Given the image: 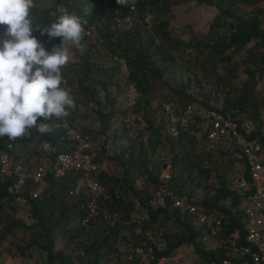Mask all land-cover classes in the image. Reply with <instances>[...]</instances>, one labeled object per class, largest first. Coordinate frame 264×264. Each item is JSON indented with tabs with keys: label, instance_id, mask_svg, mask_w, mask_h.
Instances as JSON below:
<instances>
[{
	"label": "trees",
	"instance_id": "16d2710c",
	"mask_svg": "<svg viewBox=\"0 0 264 264\" xmlns=\"http://www.w3.org/2000/svg\"><path fill=\"white\" fill-rule=\"evenodd\" d=\"M45 2V4L39 5V0H34V7L30 13L33 19V27L54 22L56 16L64 10L69 13H75L84 22L85 34L81 41V55L78 57L79 62L74 70L72 65H69V68L72 69L73 77L68 81V84L75 82V90L82 97H88L91 100L94 94L93 86L102 91V103L93 101L97 105L94 111L97 121L96 133L103 137L102 148H105V145L109 146V137L106 136V133L110 124L120 118L122 122V117L126 113V103L124 107H120L116 99L110 95L108 91L109 78L97 77L92 73V67L95 63L93 60L97 51L94 45L87 43L88 36L96 31L98 33L95 40L96 46L98 44L102 54L107 55L111 62L114 60L115 63L121 61L126 64L128 70L126 79L136 92L140 94V98L135 99L130 111L133 114L141 112V115L146 117V107L150 104L147 96L151 94V85L154 80L163 82L164 75L167 71H170L171 66L167 64V57L164 58L163 54H161L162 51L155 45L152 35L145 30L142 19L150 10L151 13L152 11L154 12V16L161 17L170 5H178L185 2H194L200 6L214 8L218 14L217 22H220L219 27L225 29V34L222 37H217L211 44L193 40L190 41V44L199 50L198 54L201 56H203V51L206 54H212L213 63L222 64L225 72L230 74L231 77L233 69L237 68L232 66L233 59L235 56L242 55L238 59V63L243 64V72L246 74L247 80L242 83L241 90L235 97L231 98L228 92H223L219 109L213 105V98L208 100V102H204L202 99L193 98L189 93L177 91L181 96L178 102L183 104L181 112L187 105L203 106L221 113H228L232 119L237 120L235 113H245L251 109L250 118L254 121L258 119L256 103L253 102L254 98L251 93V83H253L255 74L259 75V78L264 76V33L260 30L256 18L242 19L239 16H235L228 7L224 6V0H135L122 6L118 5L116 0H45ZM239 2L245 3V5L250 7H256L257 4L264 2V0H239ZM127 24L130 25L129 28H125ZM166 25V21L158 22L155 27V34L167 39L165 33ZM4 31L5 27L0 26V38H3ZM33 35L40 38V43L48 51L61 45L60 38L49 40L46 35L41 36L39 31L34 32ZM248 45L249 47H247ZM204 58H206V55H204ZM155 63H159L160 66ZM250 67L253 68L250 69ZM87 80L93 82V86L83 87V83L87 82ZM215 82H218L221 90H223L222 79L218 78ZM175 103L167 101L165 104L171 108V113L178 117L181 112H179L177 105L172 107ZM67 112V121L70 124L69 117H75L78 114V110L74 109L72 113ZM162 116L161 122L155 127L146 122L150 131L147 145L141 146L136 151L134 149L135 144H131L121 153H114L111 156V160L121 169L120 178H114L105 171H98L95 174L107 197L106 200L101 202V206L108 212H113L117 215L118 221L116 223L111 224L99 216L92 218L86 227L75 225L77 219L85 216L83 204L86 196L84 191L77 186L79 175L68 174L60 179L48 177L46 179V188L36 199H31L29 196L34 187L31 181L27 180L21 196L27 205L26 211L31 223L24 225L16 221H4L0 224V235L9 234L13 229L27 232L30 236L29 241L23 244L21 248H15L17 255L22 256L25 251L30 249L36 250L42 256L41 260L45 259L47 264H71L69 255L53 252L55 237L59 240H64L65 243H74L81 248L80 257L84 256L88 260L87 264H107L110 260L124 253L123 247H127L134 242V238L131 235V227L127 225L130 217H125L124 215L132 211L137 213L140 210H145L148 219L142 224L143 230L159 233L165 240L169 251L185 245L191 246L195 255L207 261H217L225 258V250L219 244L212 247L196 242V239L201 236L200 231L185 219L179 217L177 213L170 210L169 203L164 209L154 212L146 208V200L149 195L147 198L145 197L147 188L142 186L152 178V165L155 164L153 155L158 146H165L167 151L171 153L172 166L179 164L177 170L170 175L168 187L171 184L172 187L170 188L175 189L177 195L185 198H191L192 196L191 191L182 193V186L185 182L182 177L187 176L188 167L191 166L192 160L189 156L195 149L194 137L186 132L188 123L184 127L177 125L175 134L170 135L167 129L168 119ZM191 119L201 121L199 118L191 117ZM162 121L165 126L162 125ZM40 122L38 120L37 123ZM57 122L58 120L55 119L50 121L53 131L41 136L46 146H51L50 148L47 147L46 150L51 154L48 160L56 153L70 150L65 147L68 144L67 142L70 141H67L62 131L56 128ZM121 124L126 127L123 123ZM252 136L257 138L263 151L264 135L261 134L259 129H256ZM25 141V138H21L19 142L11 140L2 142L0 139V150L17 155L24 160L26 156L20 152V148H23ZM234 151L235 149L231 153ZM86 152L92 154L94 162L98 164L96 161L98 154ZM224 153L231 155L228 151ZM262 164L264 165V163ZM175 173L179 176L176 179L174 177ZM136 175L140 177L141 184L138 188H131L128 184L133 181ZM213 178L215 179L212 189L213 194L208 195L210 189L207 191L205 189L199 205L206 210H220L226 215L225 232L221 234L225 236L228 229L239 225L238 206L240 204V196L229 188V182L221 175L215 174ZM177 181H179V184H177ZM11 185L12 178L0 177V212L4 207L11 212L13 211L11 205L8 204V201L12 198L9 193ZM74 188H78L77 190L80 191L82 196H77L73 202H67V198L74 195L69 196L68 192L74 191ZM127 192L132 199H135L134 203H131V201L129 203L126 202V198L122 197L126 196ZM226 202L229 203V208L233 212H230L231 210L225 207ZM220 203L223 205H219ZM133 206L138 208H133ZM71 221H73V226L70 224ZM167 223L172 228H177L178 232L164 234L159 231L160 229H157L158 226L162 227V225ZM79 228H82L83 231L79 230Z\"/></svg>",
	"mask_w": 264,
	"mask_h": 264
},
{
	"label": "rangeland",
	"instance_id": "374dc122",
	"mask_svg": "<svg viewBox=\"0 0 264 264\" xmlns=\"http://www.w3.org/2000/svg\"><path fill=\"white\" fill-rule=\"evenodd\" d=\"M135 0H127L132 3ZM45 0H39V5L45 4ZM224 6L228 7L235 16H239L242 19L256 18L260 30L264 26V2L257 4L256 7H250L245 3L239 2V0H224ZM151 10L147 15L150 16L149 26H144L145 30L152 35V40L155 45L160 49L161 54L164 58L167 57V64L171 66L170 71L164 75L163 82L153 81L151 85V94L147 96L149 106L146 107L147 116H142L141 112L134 113L135 118H139L140 122H135L130 126H123L121 118L115 122H112L108 128L106 136H108V149L102 148L103 137L96 133L97 121L94 115L96 104L94 100L102 103V91L96 86H93V82L87 80L83 83L85 86H93L94 92L93 99L88 97H82L78 91L75 90V82L68 81L72 79L75 66L78 64V57L81 55V49L74 45L68 44L66 47L69 49V60L68 63L61 69L63 83L62 87L65 88L75 101L74 108L66 109L70 113L74 109L78 110V114L70 118V124L68 126L74 130L79 138L83 140V150L94 153L96 161L99 166L105 170L110 176L114 178H120L121 169L114 161L111 160V156L114 153H121L129 145L135 144L134 149L137 151L141 146L147 145L148 139L150 138V131L147 127L148 122L152 127L159 125L161 122V116L166 118L164 112L160 108V104H164L168 109L171 108L165 104L168 102H176L172 107H179L181 112L182 105L178 101L181 96L177 91L183 93H189L193 98L197 100L202 99L204 102L213 98V105L217 109L221 106V97L223 92H228L229 97H235L241 90L242 83L247 80L246 74L243 72V64L238 63V59L242 55L235 56L233 59L232 66L237 67L233 69L232 77L230 74L225 72L222 64L213 63V55L206 54L203 51V56L198 54L190 41H201V43L211 44L217 37H222L225 34V29L220 26V22H217V12L212 7L200 6L194 2H185L178 5H170L169 8L163 13V16L156 17L153 15ZM166 21L167 25L165 33L167 39L155 34V27L158 22ZM222 22V21H221ZM218 23V24H217ZM129 24L125 25V28H129ZM211 26V27H210ZM88 36L87 43H91L96 48V55L94 57V66L92 67V73L97 77L109 78L110 84L108 91L112 95L117 104L120 107H124L126 101L127 91L132 90L136 99L140 98V94L136 92L133 86L127 81L128 70L126 64L121 61L115 63L109 60L107 55H103L99 49L98 44L96 46V35ZM36 37V36H35ZM39 42L40 38L36 37ZM249 47V45L247 46ZM206 55V58H204ZM172 61V63H170ZM160 66L159 63H155ZM72 65V69L69 68ZM256 67V65H254ZM253 67H250V69ZM220 78L223 81V90H221L218 82L215 81ZM251 93L256 103V110L258 112V119L252 120L250 118L251 109L245 113H235L236 119L247 120L251 123L254 130L259 129L261 134L264 135V76L259 78V75L255 74L253 83H251ZM91 88V87H90ZM206 91V92H205ZM213 91V92H212ZM212 92V93H211ZM155 101L156 105L152 102ZM195 106V105H194ZM199 108H204L203 106ZM182 113V112H181ZM162 116V117H163ZM202 121V122H201ZM195 121L190 119L186 127V132L194 137L195 149L189 156L192 160L191 166L188 167L187 176H183L182 193L191 191L192 196H195L196 201H201L203 195L208 189L212 190L214 187L215 174L221 175L226 181H230L240 174V166L237 161L233 159L234 153H231L235 149L232 142L222 140L220 143L212 149L207 148V124L205 121ZM162 125L163 124L162 121ZM42 134L38 133L35 129L31 131L30 137H25V142L21 153L24 154V170L30 175L34 168L39 165L46 163L51 154L47 150V146L44 143ZM8 140L7 137L1 139V141ZM21 138H17L19 142ZM62 142V141H61ZM66 148L71 149L73 144L67 142ZM18 148V147H17ZM229 152L228 153L224 152ZM154 156L155 164L152 165V178L142 187L147 188V196L151 191L156 188L159 184V177L164 171H169L170 175L177 170L179 164L172 166L171 164V153L167 151L165 146H158ZM229 156V157H228ZM261 161L264 163V150L261 152ZM163 165V166H162ZM200 172V173H198ZM174 177L179 176L174 174ZM185 178V179H184ZM140 177L136 175L133 181L128 184L131 188H138L140 186ZM179 184V181H177ZM170 187L171 184H169ZM205 187V188H204ZM212 187V188H211ZM74 195L68 197L67 202H73L80 195L78 188H74ZM126 202H135V199L126 193V196H122ZM13 211H9L4 207L0 212V224L4 221H16L28 225L31 223L28 213L25 209H22L14 204L13 197L8 201ZM223 205V204H219ZM133 208H138L133 206ZM128 213L125 217H132L138 215L142 218H146L145 210H140L137 213ZM148 219V217H147ZM73 226V221L70 222ZM195 227V226H193ZM196 228V227H195ZM157 229L162 231L164 234L177 233V228H172L169 223L158 226ZM197 229V228H196ZM79 230L83 231L82 228ZM0 239V263L1 264H40L42 256L36 250H28L23 253L22 256H18L15 248H21L23 244L28 243L29 234L20 230L13 229L9 234H1ZM211 245V244H210ZM209 245V246H210ZM185 246V245H183ZM77 247L74 243H65L64 240H59L57 237L54 239L53 252L61 253L63 255H69L71 258V264H87L88 260L81 256V248ZM124 251L129 249V246L123 247Z\"/></svg>",
	"mask_w": 264,
	"mask_h": 264
},
{
	"label": "built area",
	"instance_id": "2783aa9c",
	"mask_svg": "<svg viewBox=\"0 0 264 264\" xmlns=\"http://www.w3.org/2000/svg\"><path fill=\"white\" fill-rule=\"evenodd\" d=\"M142 23L149 26L150 16L145 14ZM264 33V26L261 29ZM136 95L132 90L127 91L126 113L122 117V123L126 126L140 119L135 118L130 111ZM156 105V102H152ZM168 119V133L174 135L176 126L184 127L193 118H199L207 124V148L212 149L220 141L232 142L235 147L233 159L240 166V174L229 181V188L240 196L238 206L240 220L239 225L225 232L224 226L226 215L216 209L206 210L199 205L200 201L195 196L185 198L177 195L176 190L168 187L170 180L169 171H164L159 177V184L154 188L146 200V208L152 212L162 210L169 203L170 210L195 226L201 233L196 242L207 246L220 245L225 250V258L217 261H207L193 253L191 246H182L169 251L165 240L159 233L143 230L142 224L147 221L138 215L128 219L127 225L131 227V235L134 242L130 243L129 249L107 264H264V165L261 161V147L251 123L247 120L232 119L228 113L199 108L187 105L182 113L176 117L164 104L158 105ZM67 111V110H66ZM68 112L65 117L58 120L56 128L62 131L64 138L73 143L72 149L56 153L46 163L37 165L33 172L28 175L24 170L21 157L0 150V177L12 178L9 193L12 195L14 204L22 209L27 205L21 196V192L27 180H30L34 189L29 193L31 199H36L46 188V179L52 177L60 179L68 174H78V188H81L86 196L83 204L85 216L75 221L76 226L86 227L92 218L101 216L111 224L118 221L113 212H108L101 206L106 200L102 187L95 174L104 172L94 162L93 155L83 150V140L68 126ZM9 147V146H8ZM108 145L105 148L108 149ZM74 191H69L72 196ZM210 190L208 195H212ZM229 210V203H225ZM230 212H233L231 210ZM40 264H47L42 259Z\"/></svg>",
	"mask_w": 264,
	"mask_h": 264
},
{
	"label": "clouds",
	"instance_id": "9594fccd",
	"mask_svg": "<svg viewBox=\"0 0 264 264\" xmlns=\"http://www.w3.org/2000/svg\"><path fill=\"white\" fill-rule=\"evenodd\" d=\"M116 2L122 6L127 0ZM33 7L34 0H0V26L5 27L0 38V139L30 137L33 129L49 134V122L61 120L66 109L75 107L61 86V69L69 60L66 45L82 46L84 22L64 10L54 22L33 27ZM36 31L49 40L60 38L61 45L46 50L33 35Z\"/></svg>",
	"mask_w": 264,
	"mask_h": 264
}]
</instances>
